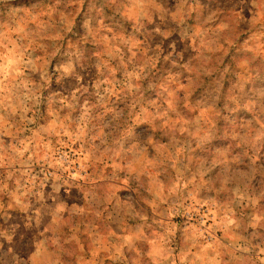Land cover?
Here are the masks:
<instances>
[{
    "label": "rangeland",
    "instance_id": "1",
    "mask_svg": "<svg viewBox=\"0 0 264 264\" xmlns=\"http://www.w3.org/2000/svg\"><path fill=\"white\" fill-rule=\"evenodd\" d=\"M0 264H264V0H0Z\"/></svg>",
    "mask_w": 264,
    "mask_h": 264
},
{
    "label": "crops",
    "instance_id": "2",
    "mask_svg": "<svg viewBox=\"0 0 264 264\" xmlns=\"http://www.w3.org/2000/svg\"><path fill=\"white\" fill-rule=\"evenodd\" d=\"M4 240V239H3Z\"/></svg>",
    "mask_w": 264,
    "mask_h": 264
}]
</instances>
